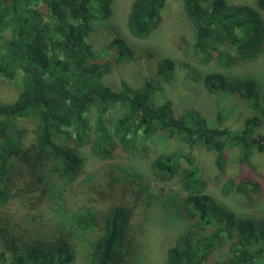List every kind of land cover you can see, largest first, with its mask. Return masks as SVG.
<instances>
[{
	"label": "trees",
	"instance_id": "1",
	"mask_svg": "<svg viewBox=\"0 0 264 264\" xmlns=\"http://www.w3.org/2000/svg\"><path fill=\"white\" fill-rule=\"evenodd\" d=\"M166 1L132 0L126 19L130 35L150 37L163 22ZM113 2L0 0V34L10 33L0 43V78L20 75L22 81L14 100L0 101V264H74L72 234L87 236L97 229L101 234L84 252L87 264H134L138 248L130 229L139 216L154 213L149 209L160 196L155 197L149 187L140 189L131 180L116 178L111 171H92L84 187L85 193L90 190V195L96 192L108 199L104 214L86 203L67 208L64 221L48 232L38 222L29 228L21 221L41 218L51 207L49 200L83 178L87 172L83 149L102 161L119 149L143 157L149 154L152 137L162 133L181 145L203 146L214 153L222 196L254 206L264 188L249 174L226 173L227 150L238 149L240 163L248 168H254L255 151L264 154V132L259 131L264 127V105L256 83L218 70L203 78L208 93L237 94L257 109L238 128L223 124L221 109L216 111L217 124L198 108L177 112L171 98H158L162 87L152 77H145L138 87L127 77L119 89L104 84L113 61L100 60L89 38L94 22L111 16ZM181 4L194 39L181 38L179 47L198 64L214 62L230 69L252 63L264 52V0L254 4L181 0ZM122 43L115 42L121 47L117 60L132 57ZM174 70L175 61L166 57L159 61L157 75L169 82ZM113 108L121 111L114 119L108 117ZM19 121L34 123L30 134ZM150 166L156 180L177 181L185 192L180 202L172 197L157 202L183 225L173 224L178 231L165 264H254L264 258V222L237 215L207 191L192 149L158 153Z\"/></svg>",
	"mask_w": 264,
	"mask_h": 264
},
{
	"label": "rangeland",
	"instance_id": "2",
	"mask_svg": "<svg viewBox=\"0 0 264 264\" xmlns=\"http://www.w3.org/2000/svg\"><path fill=\"white\" fill-rule=\"evenodd\" d=\"M229 1L254 4L255 0ZM131 2L132 0H114L111 16L106 20L95 21L90 34L89 41L99 53L100 60L113 61L112 71L102 79L104 84L119 89L121 80L127 77L133 87H138L145 77H152L162 87L158 98L160 100L161 98H171L177 112L185 107L198 108L207 114L212 124H217L216 111L221 109L224 111L223 124L238 128L243 124L245 117L254 115L257 109L251 105L247 98H242L237 94L208 93L204 87L203 78L208 72L218 70L234 79L254 81L256 91L259 94V102L264 105V52L252 63L230 69L221 68L214 62L198 64L187 57L185 50L183 51L179 47L181 38L185 37L190 42L194 39V30L187 19L181 0L166 1V5L162 10L163 22L161 26L146 39L135 38L127 30L126 19ZM9 35L8 30L0 34V43ZM118 40L131 50V58L116 59L121 48L115 44ZM166 57L175 61L174 76L169 82L162 81L157 75L159 61ZM21 88L20 75H17L13 80L0 78V101L14 100ZM120 113L119 109L113 108L108 112V117L114 119ZM90 119L93 124L92 116H90ZM19 126H25L28 134H30L29 132L34 128V123L32 121H19ZM259 131L264 132V127H261ZM149 147L150 150L147 156H133L119 149L114 151L113 157L103 161L89 154L87 149H83L82 154L85 156L87 171L82 176L83 178L74 185L64 188V192L59 197L54 198L52 201L49 200L48 203L51 207L46 209L41 218L34 221L27 217L26 220L21 221L27 224L28 227L38 222L42 226V231L48 232L54 224L64 221L65 211H69L67 208L81 207V204L86 203L87 205H94L100 214H104L108 199L102 198L96 192H92V195H90V190L84 192V187L88 182L87 178L92 175V171L98 168L113 172L116 178L131 180L133 182L131 185L134 187L140 189L149 187L151 191H154L155 197L160 196L159 199L172 197L180 202L179 199L185 196V192L181 190L177 181L162 183L156 180L152 174L150 163L151 159L158 153L177 149L189 152L192 149L196 164L200 166L208 183L207 191L225 206L234 210L237 215L264 222V188L257 197L254 196V206H250L252 203L248 205L246 201L244 202L238 197L226 198L222 196L221 186L216 179L215 155L212 151L203 146L189 148L185 144L181 145L176 138H166L162 133L152 137ZM251 160L254 168H248L240 163L238 149L227 150V176L241 177L249 174L252 178L261 180L264 183V154L255 151ZM105 179L110 180L108 176H105ZM159 199L154 201L155 203L149 209L154 213L139 216L130 229V235L138 248L137 259L134 264H165L167 249L175 241L178 226L180 228L183 226L180 218H177L171 212H167L162 207L161 202L157 204ZM20 218L25 217L20 215ZM48 223L49 226H47ZM173 224L178 226L174 227ZM70 231L72 232V230ZM83 234H72L77 251L74 264H87L84 258L86 246L90 240L98 238L101 232L97 229L88 233L87 236ZM254 264H264V258L257 260Z\"/></svg>",
	"mask_w": 264,
	"mask_h": 264
}]
</instances>
